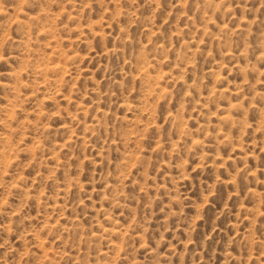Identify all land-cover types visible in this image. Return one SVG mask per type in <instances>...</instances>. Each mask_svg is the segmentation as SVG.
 <instances>
[{
    "label": "rangeland",
    "instance_id": "1",
    "mask_svg": "<svg viewBox=\"0 0 264 264\" xmlns=\"http://www.w3.org/2000/svg\"><path fill=\"white\" fill-rule=\"evenodd\" d=\"M0 264H264V0H0Z\"/></svg>",
    "mask_w": 264,
    "mask_h": 264
}]
</instances>
